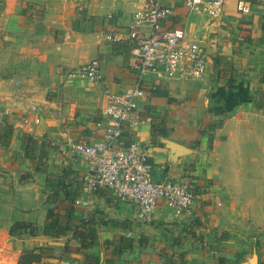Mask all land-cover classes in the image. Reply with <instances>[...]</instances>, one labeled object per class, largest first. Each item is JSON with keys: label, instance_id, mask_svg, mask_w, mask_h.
Wrapping results in <instances>:
<instances>
[{"label": "crops", "instance_id": "1", "mask_svg": "<svg viewBox=\"0 0 264 264\" xmlns=\"http://www.w3.org/2000/svg\"><path fill=\"white\" fill-rule=\"evenodd\" d=\"M58 1L0 0V53L9 40L19 43L25 37L16 34L17 28L40 19L44 27L30 37L41 42L31 43L24 56L41 59L38 64L44 65L48 81L39 92V84L30 83L33 77L15 73L14 79H0V101L15 103L22 128L18 132L13 114L3 113L0 147L19 143L12 152L15 170L36 188L34 196L38 194L25 198L13 219L34 224V234L21 230L11 235L13 222L1 227L0 264H18L25 250L41 246L47 253L31 264H57L61 259L70 264H264V0H245L248 13L237 10V0H224L214 19L180 1L163 2L172 14L162 26L195 34L208 57L199 80L145 75L144 95L137 100L144 121L133 129L121 126L115 146L148 144L154 180L187 173L193 181L190 215L176 216L159 200L147 221L139 220L134 204L118 200L108 189L95 192L84 213L74 200L84 197L89 165L73 160L64 149L66 142L100 140L102 128L95 124L106 122L102 85L69 77L68 71L97 58L112 91L132 86L137 73L126 37L131 14L141 4ZM44 8L49 11L41 14ZM105 34L118 40H106ZM31 88L38 93L29 95ZM26 108L31 110L23 115ZM25 116H38L40 122L25 126ZM25 135L35 142L32 158L24 156ZM49 206L60 225L68 227L65 233H44Z\"/></svg>", "mask_w": 264, "mask_h": 264}, {"label": "built area", "instance_id": "2", "mask_svg": "<svg viewBox=\"0 0 264 264\" xmlns=\"http://www.w3.org/2000/svg\"><path fill=\"white\" fill-rule=\"evenodd\" d=\"M140 2L131 14L126 37L131 51V65L136 70L137 80L123 92H114L104 83V74L99 59L72 68L68 76L85 79L102 85L106 99L101 115L106 122L99 120L96 126L102 128V138L88 143L84 141L66 142L64 149L73 160H83L89 165L84 177L83 198L74 203L84 213L92 205L95 192L108 189L118 200L136 206L137 217L149 220L159 200L171 208L176 216L190 215L195 203L194 185L189 174L177 179L156 181L151 177L148 162V144L131 141L127 146L116 147L122 133V125L131 129L144 121L137 109L138 98L144 95L143 78L153 73L158 78L178 80H199L207 68V52L195 34H187L183 28H165L162 21L172 14V8L165 0H128ZM188 10L204 13L217 18L224 0H176ZM237 10L250 11V3L237 0ZM106 40H118L115 35L105 34ZM38 116L22 118V124H38ZM57 264H70L61 259Z\"/></svg>", "mask_w": 264, "mask_h": 264}, {"label": "rangeland", "instance_id": "3", "mask_svg": "<svg viewBox=\"0 0 264 264\" xmlns=\"http://www.w3.org/2000/svg\"><path fill=\"white\" fill-rule=\"evenodd\" d=\"M54 1L55 0H51V2ZM56 1L60 2L58 0ZM67 1L79 2L80 0H67ZM48 11L49 8L47 9L44 8L41 14L44 13L46 14L48 13ZM32 22H33L32 26L28 25L17 28L18 33L16 34H23V33L25 34V37L18 41L19 43L9 40V44L7 43L6 45H4L5 48L3 54L0 53V79H2L3 77H8V79L13 78L14 76L12 75H15V73L18 74L17 75L18 77L21 76H26V78L33 77V80L30 81V83L31 85L33 84L35 86L39 84V86H37V90L40 92L45 90L46 85L48 84L47 72L44 70V65L38 64V62H40L41 59L37 57L30 56L29 54L27 56H24L25 53L30 52L29 45H31V43L34 44L38 41L41 42L40 40L41 38L37 40L35 37H30V36L33 35L32 31L35 30L36 28L41 30V27H44L43 22L40 19L39 21L37 20ZM3 35L4 33L1 34V36ZM42 35H44V33L40 34V36ZM2 39L4 40V38ZM42 41H44V39H42ZM21 48L24 51L23 53L20 54ZM31 57H33L35 61ZM12 68H16L17 72L12 71ZM28 92L30 93L29 95L38 93L34 91V89L32 90V88L31 90L29 89ZM13 104L15 103H10L5 105L3 101H0V117L3 115V113L8 114L10 112V115L13 114V119L18 125L16 126L17 131L22 130L21 126L18 124L21 119V114L19 115L20 117L17 115L18 112H15L14 109L15 105ZM7 107L9 108L8 109L9 111L3 112V110H5ZM30 110L31 108L30 109L26 108V111L24 112L23 115L29 114ZM13 142L14 143L13 144L11 143L9 147L4 145H2V148L0 147V229H2L1 227L9 225L11 222L14 221L13 220L15 215L14 211L20 209L21 206H23L24 202H26L27 200L25 198H28L27 201H29L37 198L38 196V194H36L35 196L33 194L32 188L35 187H32L31 184H28V182L22 180L21 176H19L18 171L15 170V163L17 161L13 159L12 152H17V149H19L18 148L19 143L15 140ZM18 153L20 154V151H18ZM5 155L8 156L7 159L4 158ZM9 166L13 167L12 172H8V170L10 171L11 169V168L9 169ZM24 190L28 191L26 192V195L24 194Z\"/></svg>", "mask_w": 264, "mask_h": 264}, {"label": "trees", "instance_id": "4", "mask_svg": "<svg viewBox=\"0 0 264 264\" xmlns=\"http://www.w3.org/2000/svg\"><path fill=\"white\" fill-rule=\"evenodd\" d=\"M22 147L26 158H32L34 156L35 142L30 136L25 135L22 137ZM47 218L50 220H48V222L44 225V233L51 235H60L65 233L68 227H62V225H60L57 215H55L53 208L50 206L47 208ZM79 225H74V234H77ZM35 229V225L32 223L15 221L10 226L9 233L11 235H16L20 233L21 230H27L32 235L35 233ZM47 249L48 248L41 246L37 248V250H25L19 257L18 264H31L32 262H39L41 260V254L47 253Z\"/></svg>", "mask_w": 264, "mask_h": 264}]
</instances>
